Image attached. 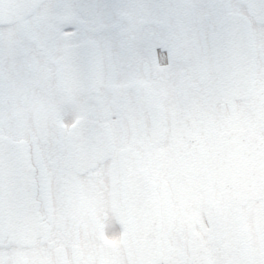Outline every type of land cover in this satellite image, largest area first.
Masks as SVG:
<instances>
[{"label": "snow or ice", "instance_id": "snow-or-ice-1", "mask_svg": "<svg viewBox=\"0 0 264 264\" xmlns=\"http://www.w3.org/2000/svg\"><path fill=\"white\" fill-rule=\"evenodd\" d=\"M0 264H264V0H0Z\"/></svg>", "mask_w": 264, "mask_h": 264}]
</instances>
